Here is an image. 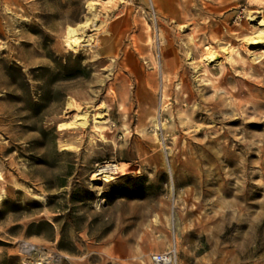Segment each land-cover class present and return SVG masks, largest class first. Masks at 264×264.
<instances>
[{
  "label": "rangeland",
  "instance_id": "1",
  "mask_svg": "<svg viewBox=\"0 0 264 264\" xmlns=\"http://www.w3.org/2000/svg\"><path fill=\"white\" fill-rule=\"evenodd\" d=\"M259 20L264 0H0V264H264Z\"/></svg>",
  "mask_w": 264,
  "mask_h": 264
},
{
  "label": "bare ground",
  "instance_id": "2",
  "mask_svg": "<svg viewBox=\"0 0 264 264\" xmlns=\"http://www.w3.org/2000/svg\"><path fill=\"white\" fill-rule=\"evenodd\" d=\"M256 24L262 26V25H264V20H259ZM258 33H259V36L252 41V44H260V43L264 44V28L259 30ZM205 48L208 50V53L206 55H204L203 59L206 60L207 62L214 61V58L217 56V52L215 50H213L212 48H210L209 46H206ZM222 98H223V96H222ZM86 112L85 111H79L77 114H74V119L71 122L72 123L76 122V124L79 123L80 125H85L87 122ZM99 122H102V121H99L96 118H94V123H99ZM64 124L65 123H60L59 128H63ZM118 168H119V166L115 162L103 163V164H100L97 166V168L94 171V176L98 179H102V180L104 179V180L109 181L110 179H112L111 175H113L114 173L119 171Z\"/></svg>",
  "mask_w": 264,
  "mask_h": 264
},
{
  "label": "built area",
  "instance_id": "3",
  "mask_svg": "<svg viewBox=\"0 0 264 264\" xmlns=\"http://www.w3.org/2000/svg\"><path fill=\"white\" fill-rule=\"evenodd\" d=\"M107 163V162H104ZM103 164V163H101ZM151 261L154 264H167L171 262L170 252H160L151 255Z\"/></svg>",
  "mask_w": 264,
  "mask_h": 264
},
{
  "label": "trees",
  "instance_id": "4",
  "mask_svg": "<svg viewBox=\"0 0 264 264\" xmlns=\"http://www.w3.org/2000/svg\"><path fill=\"white\" fill-rule=\"evenodd\" d=\"M111 191L118 194V195H122V192L119 190V187L116 185L112 187Z\"/></svg>",
  "mask_w": 264,
  "mask_h": 264
}]
</instances>
